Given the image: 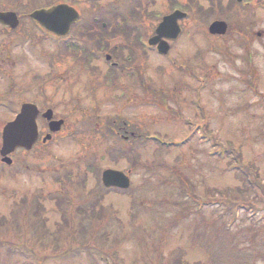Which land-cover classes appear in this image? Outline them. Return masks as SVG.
<instances>
[{"label": "rangeland", "instance_id": "374dc122", "mask_svg": "<svg viewBox=\"0 0 264 264\" xmlns=\"http://www.w3.org/2000/svg\"><path fill=\"white\" fill-rule=\"evenodd\" d=\"M72 1L84 17L93 16L94 3ZM114 1H101L104 17H114ZM51 2L0 0V6L13 4L12 9L21 12L24 4L33 9ZM176 4L187 8L194 18L197 5L211 7L212 3L157 0L155 11L168 12ZM119 8L127 18L130 5L124 3ZM216 15L198 17V22L190 25L187 22L168 59L155 53L142 58L148 86L127 84L136 81L138 74L131 80L123 78L121 90L117 89L119 83L108 86L103 62L94 67V73L83 69L72 86L62 83L57 88L45 82L34 86H43L45 94L38 97H47L39 107L54 109L67 122L48 144L12 156L14 167L3 168L0 157V219H7L0 229V264H113L115 259L116 264H264V192L254 181L257 175L264 182V35L257 39L253 31L246 30L250 34L246 38L238 31L240 25L255 19L260 24L248 27L264 32V2L247 13L238 7L228 10L223 17L238 27L236 35L225 40L208 32ZM135 23L146 34L154 25L142 13ZM37 39L43 41L42 46L34 44ZM243 39L245 43L252 40L253 47L241 48ZM58 42L46 37L33 22H25L22 31L9 38L0 27V46L12 45L8 52L18 62L11 77L2 71L0 94L17 82L33 91L27 96H37L28 75L39 74L41 80L51 71L47 60L49 55L58 56ZM248 51L255 53L250 65L253 74L245 71ZM137 60L134 56V63ZM174 60L187 61L189 68L192 60V74H179ZM62 66L65 73L80 67L70 58L63 60ZM18 110L0 108V148L2 129ZM40 120L44 135L46 124ZM112 120L119 121L115 128ZM112 128L116 133L126 129L128 134L121 132L123 136L136 132L143 138L159 137L181 145L160 149L156 143L141 141L130 148L131 141L116 140ZM204 131L209 134L208 142L200 140ZM229 141L238 146L240 159L252 164L253 171L245 169L249 164L241 167L233 155H210L227 152ZM21 165L27 167L21 169ZM106 169L130 172L131 189L125 194L103 192L101 173ZM245 170L253 182L251 196L244 195L246 204L236 191L246 187L240 175ZM17 171L21 172L12 177ZM35 196L41 197L38 201L44 209L28 202ZM91 196L97 201L98 215L89 220L90 216L82 218L76 209L89 204ZM228 196L238 197L239 202ZM63 198L66 212L59 206ZM24 199L28 201L23 203ZM105 208L111 215L100 217ZM82 230L90 232L92 244L76 243ZM103 233L125 236L113 238L115 242L104 237L103 241ZM88 245L101 247L110 255L117 253L116 258L106 261L97 251H92V257L87 249L80 252ZM42 247H47V258L39 252L43 253Z\"/></svg>", "mask_w": 264, "mask_h": 264}, {"label": "water", "instance_id": "95a60500", "mask_svg": "<svg viewBox=\"0 0 264 264\" xmlns=\"http://www.w3.org/2000/svg\"><path fill=\"white\" fill-rule=\"evenodd\" d=\"M183 17V14L176 12L170 17L165 18L163 26L166 28L163 35L170 38H177L179 35V28L176 25L177 18ZM31 18L36 20L42 27L49 32H52L58 36L66 35L72 24H74L79 18V13L72 7L67 5H61L50 10L36 11L31 15ZM0 23L7 25L11 28H15L19 24V20L15 13L0 12ZM222 26V25H221ZM219 26L218 30L222 27ZM214 27V28H213ZM213 32L217 31V26H213ZM173 31L171 34L169 31ZM167 50V48H164ZM167 52V51H164ZM37 109L33 105H25L22 109V114L17 118L15 122L10 123L4 130V147L2 149V155L13 152L16 147L23 146L30 148L37 139L38 133L36 128ZM49 112L46 116H51ZM61 123H58L59 129ZM5 161H9L5 159ZM103 182L107 187L116 186L126 189L130 186L129 178L122 172L107 170L103 174Z\"/></svg>", "mask_w": 264, "mask_h": 264}, {"label": "trees", "instance_id": "16d2710c", "mask_svg": "<svg viewBox=\"0 0 264 264\" xmlns=\"http://www.w3.org/2000/svg\"><path fill=\"white\" fill-rule=\"evenodd\" d=\"M131 142L133 143V144H136V143H138V144H141V140H140V138H133V139H131ZM233 145H234V143L233 142H231V144L230 145H228V147H233ZM230 152H233L234 153V155H235V157H236V159H237V162L239 163V164H242V160L240 159L241 157H240V155H238V151H236L235 149H232V150H228L227 152H226V155H228V154H230ZM90 168H93L92 166H90ZM248 170H251V171H253V167L252 166H249L248 167ZM93 171V170H92ZM255 182H256V184L258 185V188L260 189V191L261 192H264V187H263V185H262V183H261V181H260V179H259V177L256 175V178H255V180H254ZM251 185H249L248 183H247V185H246V187L245 188H241V187H239V188H237V193H238V195L237 196H241L242 197V199H243V202H244V204H246V202H247V200H245L244 199V195L247 193L249 196H251L250 194H251V192H252V190H251ZM194 196V195H193ZM38 197H36V204H37V207H39V208H41V209H44V207H43V205L38 201V199H37ZM228 199L230 200V201H234V202H239L238 201V197H236V198H234V199H231V197L230 196H228ZM252 199L254 200L255 199V201H258V198L257 197H252ZM103 200H104V197H102V204H103ZM63 204V201L61 200V202H60V204H59V206L60 205H62ZM243 204V205H244ZM97 206V201H95L93 204H91V207H93V209L95 208ZM104 207V206H103ZM60 210H62L63 211V208L60 206ZM86 210H88V211H90V206H85V207H83V208H79L78 210H76L79 214H82V213H84V211H86ZM105 211H106V209H104L103 210V212L101 213V217L102 216H105ZM107 212V211H106ZM108 215H110V212L108 213ZM183 217H185V215H183ZM6 220L7 219H3V218H1L0 219V229H1V227L2 226H5V223H6ZM119 223H121V221H119V220H117ZM82 234H83V236H81L82 238H80V239H75V241H76V243H83V244H92V237H90L89 235V233L90 232H85L84 230H82ZM92 236H94V235H92ZM116 236V237H115ZM120 236V238L121 237H123V236H125L124 234H122V233H120V234H116V235H114V234H110V233H103V234H101V237H102V239H103V241H106V240H104V237L106 238V239H111V241H113V242H115L114 241V239L113 238H117L118 240H119V237ZM79 241V242H78ZM103 245H104V243H102ZM100 245V244H99ZM89 246V245H88ZM104 247V246H103ZM43 249H42V251H43V253H41V250H39V252H40V254L41 255H43V257L44 258H47V256H44V255H48L45 251V249H47V247H42ZM101 248V247H100ZM100 248H95V249H93L91 246H89V247H82V248H80V252L81 251H84L83 249H87V250H89V252H90V257H92L93 256V252L92 251H97V253H98V255H100V256H102V259L104 258H106V260H109L110 258H114L116 255H117V253H114L113 255H110L109 254V252H107L106 250H104V249H100ZM45 250V251H44ZM87 250H86V252H87ZM79 251V250H78ZM84 253V252H83ZM114 256V257H113ZM0 258H1V254H0ZM116 258V257H115ZM114 258V259H115ZM120 259V258H119ZM115 260H118V259H115ZM121 263H123L122 261H120L119 262V264H121Z\"/></svg>", "mask_w": 264, "mask_h": 264}, {"label": "flooded vegetation", "instance_id": "af4514ba", "mask_svg": "<svg viewBox=\"0 0 264 264\" xmlns=\"http://www.w3.org/2000/svg\"><path fill=\"white\" fill-rule=\"evenodd\" d=\"M120 1H122V0H120ZM210 1L213 2L215 0H210ZM125 2L128 5H130V7H131V17H129L128 20L133 21V25H134L135 20H137V18L139 16L140 10H144L145 8L148 10L150 6H153L155 4V0H126ZM94 3L97 4L98 1L95 0ZM122 3L123 2L119 3V1H118V4L116 6L121 5ZM250 4H251V2H249V1L246 2L247 6H250ZM115 12H117V11H115ZM83 20H86V19L83 18ZM96 20H97L96 18H93L91 21H94V22H91V23L89 22L88 24H85V25L84 24L83 25H78V29L81 30V29H84V28L87 27L88 30H90V31L92 30L93 31V30H95V26H96L95 21ZM116 20H118V18ZM134 28L135 27L132 26L130 29L133 30ZM72 29H74V27ZM123 29H124V27L119 25V24H115V26H113V24H112V30L115 32V35H116V32L122 31ZM66 39H70V37L68 36ZM2 66H4V65H2ZM2 66H0V67H2ZM15 66H17V65L15 64ZM11 69H13V68H11ZM1 75H2V71H0V76ZM25 94H29V91L26 92ZM31 94H32V92H31ZM27 99L28 100L23 99L20 96V97H18L16 99L15 103H17V104H22L23 102L34 103L35 100L37 99V96L36 97H32V98H27ZM3 101L4 102L8 101V98L5 96V94H0V102H3Z\"/></svg>", "mask_w": 264, "mask_h": 264}]
</instances>
